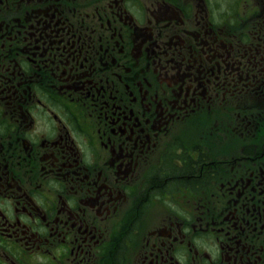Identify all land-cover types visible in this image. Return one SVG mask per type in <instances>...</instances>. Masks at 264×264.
Returning a JSON list of instances; mask_svg holds the SVG:
<instances>
[{
    "label": "flooded vegetation",
    "instance_id": "1",
    "mask_svg": "<svg viewBox=\"0 0 264 264\" xmlns=\"http://www.w3.org/2000/svg\"><path fill=\"white\" fill-rule=\"evenodd\" d=\"M0 264H264V0H0Z\"/></svg>",
    "mask_w": 264,
    "mask_h": 264
}]
</instances>
